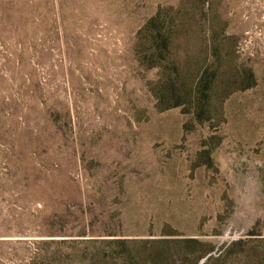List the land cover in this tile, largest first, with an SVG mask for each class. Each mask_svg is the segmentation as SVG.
<instances>
[{"label": "rangeland", "instance_id": "obj_1", "mask_svg": "<svg viewBox=\"0 0 264 264\" xmlns=\"http://www.w3.org/2000/svg\"><path fill=\"white\" fill-rule=\"evenodd\" d=\"M0 264H264V0H0Z\"/></svg>", "mask_w": 264, "mask_h": 264}, {"label": "trees", "instance_id": "obj_2", "mask_svg": "<svg viewBox=\"0 0 264 264\" xmlns=\"http://www.w3.org/2000/svg\"><path fill=\"white\" fill-rule=\"evenodd\" d=\"M153 21H154V19L151 20V21H149V22L147 23V26L150 25V24H152ZM155 37H156V36H155ZM118 240H120V239H118ZM122 240H124V239H122ZM124 242H125V241H124ZM123 244H124V243H123ZM125 250H128V247H126ZM202 256H203V255H202ZM153 263H154V262H153Z\"/></svg>", "mask_w": 264, "mask_h": 264}]
</instances>
